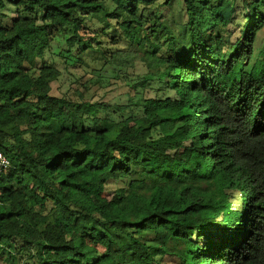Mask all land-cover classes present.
<instances>
[{"label":"trees","instance_id":"16d2710c","mask_svg":"<svg viewBox=\"0 0 264 264\" xmlns=\"http://www.w3.org/2000/svg\"><path fill=\"white\" fill-rule=\"evenodd\" d=\"M262 29L264 0H0V264H264ZM55 56L153 94L52 96Z\"/></svg>","mask_w":264,"mask_h":264},{"label":"rangeland","instance_id":"374dc122","mask_svg":"<svg viewBox=\"0 0 264 264\" xmlns=\"http://www.w3.org/2000/svg\"><path fill=\"white\" fill-rule=\"evenodd\" d=\"M169 15L174 20L179 19L177 17V15H180L179 8L175 4ZM105 40L108 39L104 38ZM109 44L108 42L104 43V46L109 48ZM254 44V53L257 56L258 51L264 48V29L259 33ZM116 47L123 49L124 45L120 44ZM114 48L113 46L108 50H114ZM52 51H55L54 45ZM52 59L56 68L60 71L58 79L50 83L52 96L78 99L77 93H84V98L90 102H103L106 106V111L117 119L123 118L127 114L126 111L119 110V106L137 101L141 95L149 97L153 94L148 90L144 92L145 94H141V89L138 87L133 90L127 86V83L134 81V79H137L143 73V66L137 59L133 63V66L126 68L119 64H117L118 66L108 65L99 76L87 72V67H81L78 63L75 65L70 63L66 64L58 56ZM115 184V182L111 183L108 188L116 187ZM167 264L171 263L167 262Z\"/></svg>","mask_w":264,"mask_h":264},{"label":"built area","instance_id":"2783aa9c","mask_svg":"<svg viewBox=\"0 0 264 264\" xmlns=\"http://www.w3.org/2000/svg\"><path fill=\"white\" fill-rule=\"evenodd\" d=\"M10 167V160L0 152V173H4Z\"/></svg>","mask_w":264,"mask_h":264}]
</instances>
